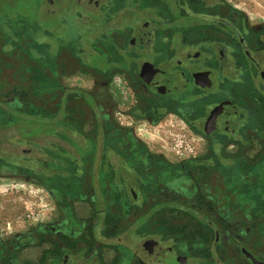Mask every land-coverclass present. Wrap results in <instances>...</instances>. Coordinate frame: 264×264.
<instances>
[{"label": "flooded vegetation", "instance_id": "1", "mask_svg": "<svg viewBox=\"0 0 264 264\" xmlns=\"http://www.w3.org/2000/svg\"><path fill=\"white\" fill-rule=\"evenodd\" d=\"M5 12L0 111L56 119L16 153L33 168L0 159V184L50 207L0 231V264H264V21L231 0H0ZM72 18L96 67L62 42ZM171 117L193 155L139 128Z\"/></svg>", "mask_w": 264, "mask_h": 264}, {"label": "rangeland", "instance_id": "2", "mask_svg": "<svg viewBox=\"0 0 264 264\" xmlns=\"http://www.w3.org/2000/svg\"><path fill=\"white\" fill-rule=\"evenodd\" d=\"M231 1L238 4L241 8L250 13L254 19L264 21V0ZM18 10L15 9V13L10 14L9 16L15 17L19 15L20 12L18 13ZM6 17H8L7 12L3 14L0 13V23L4 21ZM114 17H107L105 22L98 24L97 28L105 26V23L110 22L112 19H114ZM96 20L98 19L96 18ZM75 24L77 25L79 23L75 22V19L72 18V28L68 30L66 34H59L62 42L67 43V45L72 43L74 46H76L77 43H82V46H80L78 50L76 49V51H73V56L82 63H86L85 65L96 67V57L90 53L88 46L82 42L83 38L81 36V30ZM38 25L39 27H37V33L40 34L39 37L41 38V41L43 42L44 40L48 42V24L44 23L41 26L40 24ZM89 29H92V27H89ZM93 30L94 29L87 31L88 35L92 34ZM180 41H182L181 38ZM81 48L84 49V51L80 50ZM126 105L128 106L129 103ZM10 114H13L14 117L8 116V118L5 119L0 117V159L2 157V160L11 166L20 162L23 163L22 158L19 155L25 153L23 150L33 149V147L27 143L32 142L34 139L36 140V138L40 136L50 137L54 135L52 122L56 118L46 116L45 114L41 113H38L32 117L18 113ZM139 128L152 140L154 147L163 148L172 158L193 155L198 149V143L196 140L186 130V128L173 117L168 118L156 128H149L146 125H140ZM61 132L62 135L65 136L64 129H62ZM16 138L19 139L21 142L20 144H18L16 141H12ZM7 141L10 142L8 144L2 143ZM2 152L5 154L2 155ZM24 164L26 167H34L32 162L28 163L25 161L23 165ZM260 181L259 183H263L262 180ZM239 189L243 190L244 192L247 190L250 191V187L243 186ZM255 201L256 208H262L261 210H264V198H255ZM49 210L50 207L47 194L40 189L33 186L0 184V231L5 230L8 227L10 230L17 229L32 222L35 219L45 218ZM215 212L223 214L221 210H215Z\"/></svg>", "mask_w": 264, "mask_h": 264}, {"label": "trees", "instance_id": "3", "mask_svg": "<svg viewBox=\"0 0 264 264\" xmlns=\"http://www.w3.org/2000/svg\"><path fill=\"white\" fill-rule=\"evenodd\" d=\"M42 95V94H41ZM40 95V96H41ZM10 113H17V112H8V113H6V112H3V111H0V117L1 118H3V119H5V118H8V116H12V117H14L13 116V114H10ZM38 113H41V114H45L46 116H51V114L49 113V112H33V113H26V114H24V115H27L28 117H32V116H35L36 114H38ZM10 114V115H9ZM18 114H21V113H18ZM23 115V114H22ZM4 122V121H3Z\"/></svg>", "mask_w": 264, "mask_h": 264}]
</instances>
